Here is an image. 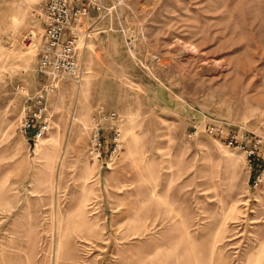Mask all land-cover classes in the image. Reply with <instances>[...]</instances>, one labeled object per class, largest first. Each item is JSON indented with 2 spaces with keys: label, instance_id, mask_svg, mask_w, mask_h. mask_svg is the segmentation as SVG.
<instances>
[{
  "label": "rangeland",
  "instance_id": "374dc122",
  "mask_svg": "<svg viewBox=\"0 0 264 264\" xmlns=\"http://www.w3.org/2000/svg\"><path fill=\"white\" fill-rule=\"evenodd\" d=\"M43 1L0 0V264H264V0H102L80 82Z\"/></svg>",
  "mask_w": 264,
  "mask_h": 264
},
{
  "label": "built area",
  "instance_id": "2783aa9c",
  "mask_svg": "<svg viewBox=\"0 0 264 264\" xmlns=\"http://www.w3.org/2000/svg\"><path fill=\"white\" fill-rule=\"evenodd\" d=\"M104 9L102 0H44L38 10L42 29L28 35L29 46L37 52L39 72L57 82L62 78L80 82L85 69L78 59L79 50L90 33L86 21L91 10L103 18ZM42 98L40 94L35 109L27 108L20 123L24 135L37 124L32 139L40 138L48 130ZM99 112L104 118H114V113ZM99 130L97 127L92 133L94 150L102 144Z\"/></svg>",
  "mask_w": 264,
  "mask_h": 264
}]
</instances>
